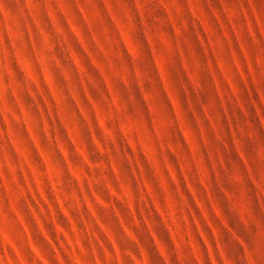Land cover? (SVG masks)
Returning a JSON list of instances; mask_svg holds the SVG:
<instances>
[{
    "label": "rangeland",
    "instance_id": "obj_1",
    "mask_svg": "<svg viewBox=\"0 0 264 264\" xmlns=\"http://www.w3.org/2000/svg\"><path fill=\"white\" fill-rule=\"evenodd\" d=\"M0 264H264V0H0Z\"/></svg>",
    "mask_w": 264,
    "mask_h": 264
}]
</instances>
